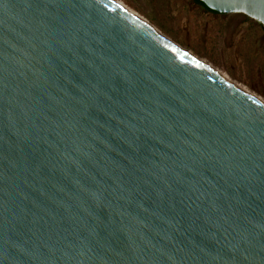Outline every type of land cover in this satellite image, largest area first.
Returning <instances> with one entry per match:
<instances>
[{"label": "water", "instance_id": "water-1", "mask_svg": "<svg viewBox=\"0 0 264 264\" xmlns=\"http://www.w3.org/2000/svg\"><path fill=\"white\" fill-rule=\"evenodd\" d=\"M0 264H264V101L113 0H0Z\"/></svg>", "mask_w": 264, "mask_h": 264}, {"label": "rangeland", "instance_id": "rangeland-1", "mask_svg": "<svg viewBox=\"0 0 264 264\" xmlns=\"http://www.w3.org/2000/svg\"><path fill=\"white\" fill-rule=\"evenodd\" d=\"M129 14L264 101V28L242 13L195 0H113Z\"/></svg>", "mask_w": 264, "mask_h": 264}, {"label": "trees", "instance_id": "trees-1", "mask_svg": "<svg viewBox=\"0 0 264 264\" xmlns=\"http://www.w3.org/2000/svg\"><path fill=\"white\" fill-rule=\"evenodd\" d=\"M197 3H199L200 5L204 6L207 10L211 11V12H215L213 10L208 9L202 2H200L199 0H195Z\"/></svg>", "mask_w": 264, "mask_h": 264}, {"label": "bare ground", "instance_id": "bare-ground-1", "mask_svg": "<svg viewBox=\"0 0 264 264\" xmlns=\"http://www.w3.org/2000/svg\"><path fill=\"white\" fill-rule=\"evenodd\" d=\"M253 19V18H252Z\"/></svg>", "mask_w": 264, "mask_h": 264}]
</instances>
